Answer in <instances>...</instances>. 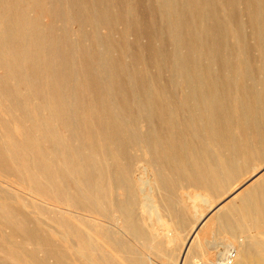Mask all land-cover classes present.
I'll use <instances>...</instances> for the list:
<instances>
[{"label": "rangeland", "instance_id": "obj_1", "mask_svg": "<svg viewBox=\"0 0 264 264\" xmlns=\"http://www.w3.org/2000/svg\"><path fill=\"white\" fill-rule=\"evenodd\" d=\"M24 5L25 35L18 42V52H21L20 60L25 70L17 68L7 47L0 42V78L6 73L5 66L10 64L16 74H27L28 83L33 82L41 87L48 82L55 88H61L68 107L76 104L79 113L77 111L70 117V125L56 121L53 112L42 107L46 93H31L26 84L20 85L18 95L11 101L0 95V145L14 144L17 148L24 133L30 131L40 133L42 146L50 150L53 142L46 133L32 128V117L37 116V121L42 125L44 119L52 118L57 138L68 143L72 149H77L85 163L90 165L87 170L88 175L91 173L90 180L92 175L97 177L95 172L101 165L102 177L98 180V188L103 206L107 204L106 208L111 209L110 204L114 203L116 213L118 208L125 206V192L114 185L111 187L108 175H115L118 166L131 163L134 176L144 177L143 165L146 164L152 172L155 170L153 173L160 172L164 182L163 191L157 198L162 206L159 215L164 220L173 221L176 220L174 211L184 202H198V209L192 211L193 216L201 213L199 217L207 214L212 205L221 202L227 195L226 191H206L192 182L188 178L192 163L185 164L183 170L178 172L166 165L158 169L157 163H150L149 156L151 160L154 157L156 162L158 149L162 147L160 144L174 140L173 128L192 127L193 130L188 128L189 132H183V141L192 139L195 149L204 153L208 150L214 159L217 158L216 162L225 158L232 166L237 165L229 170L231 182L227 190L255 174L252 170L257 165L264 166V150L258 149L264 148V0H24ZM37 51L46 59L41 68L35 70L39 74L33 72L34 66L29 60L35 57ZM208 99L216 102L214 107L225 118L222 125L216 122L211 135L202 130L204 119L201 114L210 108L207 106ZM192 111L196 112L195 115ZM128 130L129 133L134 132V141H139L137 146L129 148L124 140L117 138H123ZM109 131L112 132L106 140ZM142 143L149 146L148 156L143 152ZM103 146L108 149L107 153ZM28 157L32 159L33 153H29ZM90 157L95 160L93 164ZM55 160L53 162L57 165L61 157L56 155ZM23 162L22 158H18L0 166V264H27L15 254H20L21 258L24 255L38 259L43 257L55 263L61 253L68 257L65 262L69 264H87L76 254L79 252L94 262L92 258L96 256L87 246L89 240L104 242L102 251H108L111 247L117 253V261L123 264L126 261L131 263V253L134 254L136 250L148 253L153 264H180L182 248L175 250L164 242L161 245L157 243L160 239H154V242L151 239V225L157 229L159 236L165 233L160 231L155 214L149 221L146 214L138 215L135 222L142 229L139 243L135 249L126 250L117 249L112 244L110 247L106 245L108 241L102 229L88 221L70 219L42 207L18 208L20 214L12 211L9 205L15 207L10 204L16 197L14 191H20L25 196L31 189L50 198L51 202L52 193L58 195L62 202L69 205L68 209H72V206L79 214L89 215L85 210L91 209L88 202L80 205L73 201L76 190L80 188L83 191L87 187L86 183L79 181L80 176H73V179L66 177L64 189L53 186L52 190H48L41 179H28L16 169L15 165L20 166ZM245 162L247 167H241ZM218 169L216 179L220 182L228 173L222 168ZM75 182L80 183L81 187ZM174 182L177 184L176 191H170ZM61 190L64 194L59 192ZM263 192L264 184H259L253 189L251 187L245 197L251 199ZM199 193H207L208 200H199ZM241 201L237 202L235 212L221 210L207 216L204 224L195 229V235L192 228L198 222L193 218L194 223L192 216L187 217L188 226L181 236L184 239L193 237L190 241L194 240L188 264H193V257H200L198 247L211 246L207 250V258L212 261L216 260V249L219 252L225 250L223 243L228 235L219 226L227 217L237 219L239 210L246 207L252 209L251 200ZM23 214L27 216L24 221L21 217ZM37 222L42 228L54 230L51 240L57 247L53 254L45 256L44 245L25 232L26 227L36 226ZM77 228L80 234L74 232ZM259 231H264L263 225L255 233ZM161 240L164 241L163 238ZM215 245L216 249L213 248ZM167 257H170L169 261Z\"/></svg>", "mask_w": 264, "mask_h": 264}, {"label": "bare ground", "instance_id": "obj_2", "mask_svg": "<svg viewBox=\"0 0 264 264\" xmlns=\"http://www.w3.org/2000/svg\"><path fill=\"white\" fill-rule=\"evenodd\" d=\"M23 7H25L24 0H0V11H1L0 29L2 30V32H0V42L2 43V46L4 45L5 47H7V50L12 55L13 61H15L17 68L25 70L24 64L22 65V62L20 60L21 52H18L20 49L18 42L20 43V41H22V39L25 35V27H24V23H23V21L25 19V10ZM29 60L31 61L32 65L34 66L33 72L35 74H39L35 70H39L41 68V65L46 62L45 57L41 53H39V51H37L35 57L33 58V56H32L31 58H29ZM105 64L107 65V63H105ZM5 67H6V73L0 78V95L5 100L11 101L12 98H14L18 95V93H19L18 87L20 85L26 84L28 86L29 92H31V93L45 92L46 93V100L42 103V107L53 112V115L56 118V121L70 125V121H71L70 117L77 114L78 108H76L77 106L75 103H73V104H75L73 107H71V106L68 107L66 100H64L62 97V93H61L62 90H60L61 88H58V87L55 88L48 82L47 83L45 82L44 84H42L41 87H37L33 82L28 83V77H27V74L25 72H22V74L18 75V74H16V71L13 70V68L11 67L10 64L6 65ZM107 74H108V72H107ZM189 77H190V75H189ZM186 86H188V85H186ZM135 87H136V85H135ZM63 94H64V92H63ZM217 94H219V93H217ZM189 96H188V100H189ZM195 97H197V96H195ZM146 98L149 99L148 96ZM72 100H73V98H72ZM204 102H203V105H204ZM208 102L209 103L207 104V106H209L210 108L207 110L205 109L204 111H202V114H201L203 116V119H204V123H202V126H203L202 130H204L207 135H211L212 132L214 131V125L216 124V122H218L222 125L224 123L223 120L225 118L221 115V112L214 107V103H216L215 101L213 103V102L209 101V99H208ZM132 103H133V100H132ZM140 104H142V102ZM142 106H143V104H142ZM197 107L199 108V106H197ZM204 107H205V105H204ZM220 107H222V106L220 105ZM10 108L13 109L12 106H10ZM126 108H127V106H126ZM143 108H146V107H143ZM100 111H102V110H100ZM78 113H79V111H78ZM90 113H91V111H90ZM192 113H193V111H192ZM194 113H196V112H194ZM103 114H106V113H103ZM147 114L149 115V113H147ZM173 115H174V113H173ZM117 117H118V115H117ZM120 117H121V114H120ZM137 117H139V115H137ZM187 117H189V116H187ZM199 117H201V116H199ZM32 118H33L32 128L35 130L42 131V132L46 133L49 136V138L51 139V141L53 142L52 148L50 150H47L44 146H42L43 137L40 133L39 134H33L30 131L28 133L25 132L24 137L21 139V142L18 144L17 148L14 144L0 145V166L7 164V162H9L11 160H16L18 158H22L24 160V162L22 164H20V166L15 165L16 169L18 171H21L28 179H32V180H35L38 178L41 179L44 183V187L47 188L48 190H52L53 186H56L60 189H64L65 184H66V180H67L66 177H71L73 179V176L78 175V176H80L79 181L86 183L87 187L83 191L79 190L80 188H78L76 190V195H75L76 198H74L73 201L74 202L77 201V203H79L80 205H82L84 202L85 203L88 202L89 205L91 206V209L85 210L89 213V215L79 214L72 206H70L72 209H68L67 207L69 205L65 202H62L58 195H53V193H52V196H53L52 200L54 202L53 201L51 202L50 198H46L45 196H41L37 192L33 191V189H31V190H28V192L26 193V195H25L26 197L22 195L23 193L20 194V191H14L13 194H15L16 197L14 199H12L14 201H11L10 204L11 205L13 204L15 207L13 208L9 205V207L12 211L18 212V211H20L19 210L20 208L24 210V209L29 208V207L30 208H32V207H34V208L40 207L41 208L42 207L43 209L47 208L49 210L56 211L60 215L67 216L70 219H74V220L80 219L83 221H88L89 223L94 224V225H96L102 229L103 236L108 241V243L106 245H108L110 247V244H112V246L117 247V249L118 248H123V249L125 248L126 250L135 249L137 244L139 243V239H140L139 234H140L141 228L139 229L138 223L135 222V220H137L138 215L146 214L148 216L147 217L148 221L150 220L151 216L155 217V215H156V217H157V218L155 217V219L157 221L156 223L162 229V230L160 229V231L161 232L165 231V233H163V234L161 233L162 235L159 236L157 234L158 232L156 233L157 229H153V226L149 225L150 231L153 232L151 239L153 240V242H154V239H155V241L160 239L157 241V243H159L161 245V242H164L165 245L173 246L175 248V250L182 248L184 251H183V254L181 255L182 259L180 258L181 259L180 264H188L187 260H188L189 254L191 253L192 243L194 242V240L190 241L193 237L192 238L189 237L187 239H184L181 236V232L184 231L188 226L187 217L192 216L191 218L192 219L195 218V220L198 222V223H196V221L193 219L194 223H196V225H197L195 228H192L193 229L192 234L195 235L196 234L195 229L198 227V225L202 226L204 224V219L207 216H210V214H212L214 212L221 211V210H224L228 213L233 212V211L235 212V211H237V208H236L237 202H239L240 200H242L241 202H243L245 200H247V201L251 200L252 209L249 207H246V208H243L242 211L239 210L240 214H239V216H237V219H230L227 217L225 219V222H222V224L219 226L221 228V230L223 231V233L228 235V237H226V240L223 243L224 244L223 248L225 250H223L222 252L221 251L219 252L216 249L217 245H215L213 247L214 249H216L215 254L217 253L216 254V256H217L216 260L212 261V259H209V257L207 258V250H209L211 246L200 248L196 244L195 246L200 249V257L199 258L193 257L191 262H193V264H264V231H259L258 233H255V231L259 230L262 227V225L264 226V192L261 193L257 197H254V198L252 197L251 199L250 198L247 199L245 197V194L247 193V191H249V189L251 187L253 189L255 186H258L259 184L260 185L264 184V166L260 167L257 165V167L252 170V173L256 172L255 174H252L251 177H247L246 179H244L243 181H241L240 183L235 185L233 189L227 190V188L229 187L230 182H231V174L229 173V170L231 169V167H236L237 165L232 166L230 164V161H227L224 157H223L224 159H218V161L216 162L215 159H217V158L214 159V157H213L214 155L212 156V154L209 153L208 150H205V153H204L201 150L199 151V149H195L193 147L194 142L192 139L183 141L181 138L183 132L187 131L188 128L191 129L192 127L189 126L186 128H178V127L173 128L174 140L170 143H165V145H164V143L160 144V145H162V147L159 145L161 148L158 149V155L155 158L156 162L154 161V157H153V160H151L152 157L150 158V156H149L150 163H157L158 169H161L164 165L169 166L171 169H173L176 172L182 171L183 168L185 167V164L190 165V163H192L190 165L189 170H188V178L192 182H194L195 184L203 187V189L206 191H207V189H210L211 191L214 189L213 191L216 193H220L221 191L222 192L226 191L225 192L227 194L226 197L224 199H222L221 202H218L215 205H212L210 207V209L208 210L207 214L201 215L199 217H198V215L201 213L196 214V211H195L196 215L193 216L194 212L192 211V210L198 209V207H197L198 202H196V203L193 202V204H187L186 202H184L183 205H181L180 207L177 208V210L174 211L175 212L174 218L176 219L175 221H173L171 219H170L171 221L170 220H164L159 215V212H160L162 206H161L159 200L157 199L160 197L161 191H163L161 188H162V183H164V182H162V177H161L160 172H159V174L158 173L155 174V173H153V172H155V170L152 172V169L150 170L149 167H147L146 164H144L143 170L145 171L146 174L144 175V177H141V176L136 177V176H134V174H133L134 172L130 168L131 163H125V165L118 164L121 167H119L117 165L118 166L117 167V173L115 175H113V174L108 175V177H107L108 181L111 184V187H113L112 185H114L118 188H121L125 192V204H124L125 206H124V208H118L117 207L118 210L116 213V209L114 210V208H113L115 206L114 203H113V205L110 204L111 209H108L105 206L107 204L104 203L105 205L103 206L102 203L100 202L102 195L100 194L101 192L99 191V188H98V183L100 182L98 180H100V178L102 177L100 175L101 174V167H100L101 165H98V167H100V168L97 167V169H96L97 172H95V173H96L97 177H94L92 175L91 180H90L91 173L89 175L87 174V170H89L90 165L85 163V161L81 157L80 152L78 153L77 149L73 148L74 149V153H73V149L71 148L72 146L70 147V145L68 143H66L65 141L59 140L57 138L56 130H55V127L53 125L54 120L52 118L44 119L43 121L45 123L42 125V123L37 121V120H39L37 118V116L32 117ZM104 119H107V117ZM254 119H255V117H254ZM113 121H114V119H113ZM120 121H121V119H120ZM127 121H128V119H127ZM133 121L135 122L134 119H133ZM189 122H190V120H189ZM191 122H192V120H191ZM109 123H111V122H109ZM176 126H178V124ZM184 126H186V125H184ZM73 128H74V125H73ZM113 128L114 127H112V129ZM132 130L134 131L133 128H132ZM192 130H193V128H192ZM69 131H71V130L69 129ZM129 131L130 130L126 131L125 136L122 135L123 138H121V136L120 137L118 136L117 138L119 140H124L123 142H125V144H127V147L130 148V146H133V147L137 146L139 141L138 142L134 141L135 136L133 134L135 131L133 132V134L129 133ZM111 132L112 131L108 132V136H106V140H107V137L108 138L110 137ZM119 132H120V130H119ZM188 132H189V130H188ZM255 132H257V131H255ZM195 136H196V134H195ZM258 136H259V134H258ZM196 137H194L193 139L196 140L198 138V137L197 138ZM214 137H215V135H214ZM90 139H91V137H90ZM141 139H142V137H141ZM146 139H147V137H146ZM148 139H149V137H148ZM67 140H68V138H67ZM215 142H216V140H215ZM143 143H142V145H143ZM122 144L123 143L121 142V145ZM146 145H143L141 147L143 149L145 156H148L149 152H147V151L149 149V146L148 145L146 146ZM258 149H259V151L264 150V148H261V147H259ZM104 150H105L104 151L105 153L108 152V149H106L105 147H104ZM237 151H240V149H237ZM29 153H33L32 159H29V157H28ZM56 155H59L61 157V162L57 165L54 163L56 161L55 160ZM200 155H201V157H200ZM202 155H204V157ZM139 159H141V158H139ZM93 161H95V160L91 159V157H90V163H92ZM30 165L32 166V168H30ZM132 166H133V164H132ZM241 167H243V168L247 167L246 162L244 164H242ZM138 168H140V167H138ZM218 168H222L228 173L227 176L224 177L223 179H221L220 182L217 181L218 178L216 176L217 175L216 171L219 170ZM237 171H238V168H237ZM231 172H232V170H231ZM221 178H222V176H221ZM215 179H216V181H215ZM76 181H77V179H76ZM4 182L6 184H8L6 181H4ZM77 185H79L78 187H81L80 183H78ZM176 187H177V184H176V182H174L171 186V189H169V190L174 191V189H175V191H176ZM10 191H11V189H10ZM170 191L168 192L169 195L171 194ZM59 192L61 194H64L63 190H61ZM11 194H12V192H11ZM198 196H201L200 197L201 199L199 197L198 198L202 202L205 201V199L208 200V194L207 193L206 194L202 193ZM66 200H68V199H66ZM188 200H189V198H188ZM165 201H167V200H165ZM114 202H115V200H114ZM167 206H168V203H167ZM28 212H29V210H28ZM167 212H168V210H167ZM198 212H201V211H198ZM30 213H32V212H30ZM218 216H219V214H218ZM21 217H22L23 221L25 220V218H27V216H25V214L21 215ZM37 224H38V222H37ZM66 224H68V223H66ZM61 226H63V225H61ZM44 228H46V227H44ZM44 228H42V225L39 223L38 225L33 226V227H29V228L26 227L25 232H27L31 238L35 239L40 244L44 245L45 252H46L45 256H48L50 254H53L54 248L57 247V244H54L51 240L52 239L51 235L54 233V230L52 228H46V229H44ZM251 230H252V235L250 234ZM79 231H78V228H77V231L74 230V232L76 234H80ZM170 232H173V234H170ZM161 238H163L164 241H162ZM89 241H88L87 246H89V249L93 253V256H96L95 258H92L94 262H92L89 258H86L85 256H83L81 253L78 252V254H76V255H79V259L81 261H84L87 264H123L122 262L120 263L119 260L117 261V259H118L117 253L113 252L111 250L112 249L111 247L108 250L110 252L102 251L104 242L100 243V242L94 241V240L90 241V242ZM72 245H73V242H72ZM141 246H142V244H141ZM61 248H64V247H61ZM213 248H211V249H213ZM13 250H14V248H13ZM230 252H232V253H230ZM58 253H60V252H58ZM72 254H71V256H72ZM15 255L18 257V259H20L23 262H26L27 264H69L68 262H65V260L68 261V257H66L63 253L58 254L59 258L56 259L55 263H50L47 261V258H43V257L41 259H38L37 257H34L32 255H24L21 258L20 254H15ZM130 258L132 260L131 263L129 261L128 262L126 261V262H124V264H153L149 254L142 252V251H137V250L134 251V254L131 253ZM130 258H129V260H130ZM169 259H170V257L169 258L167 257L168 261H169ZM72 264H74V263H72ZM175 264H176V262H175Z\"/></svg>", "mask_w": 264, "mask_h": 264}]
</instances>
